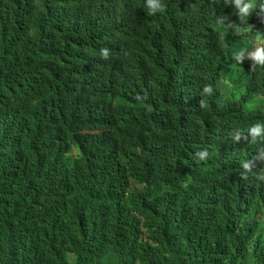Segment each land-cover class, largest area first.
Instances as JSON below:
<instances>
[{
  "label": "trees",
  "instance_id": "1",
  "mask_svg": "<svg viewBox=\"0 0 264 264\" xmlns=\"http://www.w3.org/2000/svg\"><path fill=\"white\" fill-rule=\"evenodd\" d=\"M161 2L149 15L148 0H0V74L12 77L0 96L15 84L23 107L77 113L124 146L147 133L186 142L223 180L264 193V37L238 49L262 29L264 0Z\"/></svg>",
  "mask_w": 264,
  "mask_h": 264
},
{
  "label": "clouds",
  "instance_id": "2",
  "mask_svg": "<svg viewBox=\"0 0 264 264\" xmlns=\"http://www.w3.org/2000/svg\"><path fill=\"white\" fill-rule=\"evenodd\" d=\"M253 58L264 64V48ZM15 95L14 84L0 96V264H256L263 192L223 180L186 142L147 133L124 146L77 113Z\"/></svg>",
  "mask_w": 264,
  "mask_h": 264
},
{
  "label": "rangeland",
  "instance_id": "3",
  "mask_svg": "<svg viewBox=\"0 0 264 264\" xmlns=\"http://www.w3.org/2000/svg\"><path fill=\"white\" fill-rule=\"evenodd\" d=\"M259 37H264V25L262 26V29H260L259 31L256 32L255 37L252 40H250V41H248V42H246L244 44L239 45L238 49L241 50L245 46L252 45L253 43H255L256 41L259 40L258 39ZM231 78H232V80H233V82L235 84H241V83H243V81L245 79H247L246 75H245V72L243 71L242 68L237 69L236 73L233 74L231 76Z\"/></svg>",
  "mask_w": 264,
  "mask_h": 264
},
{
  "label": "bare ground",
  "instance_id": "4",
  "mask_svg": "<svg viewBox=\"0 0 264 264\" xmlns=\"http://www.w3.org/2000/svg\"><path fill=\"white\" fill-rule=\"evenodd\" d=\"M6 192H8V191H6Z\"/></svg>",
  "mask_w": 264,
  "mask_h": 264
}]
</instances>
